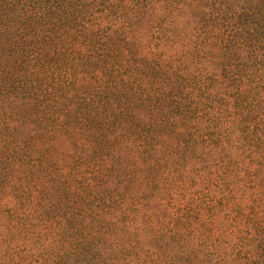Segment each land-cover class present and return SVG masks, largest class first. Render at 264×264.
<instances>
[{"label":"trees","instance_id":"obj_1","mask_svg":"<svg viewBox=\"0 0 264 264\" xmlns=\"http://www.w3.org/2000/svg\"><path fill=\"white\" fill-rule=\"evenodd\" d=\"M0 264H264V0H0Z\"/></svg>","mask_w":264,"mask_h":264}]
</instances>
